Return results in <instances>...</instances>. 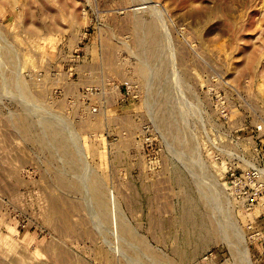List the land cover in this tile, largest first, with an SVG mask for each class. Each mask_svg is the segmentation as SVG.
Returning <instances> with one entry per match:
<instances>
[{"label": "rangeland", "instance_id": "obj_1", "mask_svg": "<svg viewBox=\"0 0 264 264\" xmlns=\"http://www.w3.org/2000/svg\"><path fill=\"white\" fill-rule=\"evenodd\" d=\"M0 52V264H264V0H0Z\"/></svg>", "mask_w": 264, "mask_h": 264}, {"label": "bare ground", "instance_id": "obj_2", "mask_svg": "<svg viewBox=\"0 0 264 264\" xmlns=\"http://www.w3.org/2000/svg\"><path fill=\"white\" fill-rule=\"evenodd\" d=\"M146 2H147V0H146ZM146 4H147V3H146ZM152 33H153V32H152ZM155 36H156V35H154V37H155ZM151 38H152V37H151ZM155 38H156V37H155ZM155 38H154V41H157ZM148 39H149V38H148ZM148 43H149V42H148ZM152 43H153V42H152ZM156 44H157V43H156ZM153 45H154V44H153ZM151 46H152V45H151ZM155 46H156V45H155ZM152 47H153V46H152ZM156 47H157V46H156ZM152 49L155 50V47L152 48ZM0 53H2V52H0ZM24 93H26V91H24ZM24 93H23V94H24ZM27 96H28V95H27ZM160 119H161V117H160ZM161 120H163V119H161ZM161 120H160V122L162 123L163 121H161ZM27 122H28V121H27ZM163 123H164V122H163ZM24 124H25V123H24ZM28 124H30V123H28ZM24 126H25V125H24ZM27 127H28V126H27ZM93 127H94V126H93ZM29 128H30V127H29ZM51 130H52V132L54 131V129H51ZM25 131H26V130H25ZM27 131H28V130H27ZM52 132H51V134H52V135L54 134L53 136H56L57 134H61V133H59L60 131H59L58 133H56L57 130H56V132L54 131L55 133H54V132L52 133ZM72 132H73V131H72ZM55 134H56V135H55ZM70 135H71V133H70ZM73 135H74V132H73V134H72V137H73ZM75 136H76V135H74V137H75ZM57 137H58V136L54 137L55 140H56ZM62 137H63V136L60 135L59 140L61 139V140L63 141ZM72 137H71V138H72ZM65 139H66V138H64V141H65V143H67L68 138H67V141H66ZM72 139H73V138H72ZM75 139H78V137L75 138ZM59 140H58V144L60 143ZM78 140H79V139H78ZM55 142H56V141H55ZM68 142H69V141H68ZM75 142H76V140H75ZM61 143H63V142H61ZM61 143H60V144H61ZM65 143H64V146L66 147ZM54 144H55V143H54ZM61 145L63 146V144H61ZM56 146H59V147H60V145H57V144H56ZM62 146H61V150H62V152H63V151H64L63 148H65V147L63 146V148H62ZM76 147H78V145H77ZM78 148H79V147H78ZM78 148H76L77 151H78ZM79 151H80V150H79ZM79 151H78V152H79ZM64 152H65V151H64ZM64 152H63V153H64ZM80 153L82 154V152H80ZM80 153H78V154H80ZM64 155H65V157H67L66 155H68V154L65 153ZM68 158H69V156H68ZM82 160H83V159H82ZM83 161H84V160H83ZM88 167H89V166H88ZM88 167H87V168H88ZM90 177H91V176H90ZM91 178H93V179H97V178H95V176H94V177L92 176ZM91 178H90V179H91ZM61 179H62V178H61ZM63 180H64V179H63ZM63 180H62V182H63ZM64 181H65V180H64ZM95 181L97 182V180H95ZM91 182H93V181H91ZM96 182H95V183H96ZM95 183H93V186H94ZM99 183H101V181L99 182V179H98L97 184H99ZM67 184H69V183L67 182ZM97 184H96V185H97ZM101 184H102V183H101ZM76 185H77V184H76ZM82 185L84 186V184H82ZM77 186L81 187V184H80V185H77ZM83 186H82V187H83ZM67 187H69V185H67ZM70 187H73V186H70ZM94 187H95V186H94ZM94 187H93V188H94ZM77 188H78V187H77ZM77 188H76V189H77ZM96 188H98V187H96ZM99 188H100V191H101V188H103V187L100 186ZM71 189L73 190V188H71ZM80 189H81V188H80ZM80 189H79V191H80ZM95 190H97V189H95ZM74 191H75V188H74ZM93 191H94V189H92V192H93ZM105 191H106V190H104V192H105ZM108 191H109V190H108ZM70 192H71V191H70ZM95 192H96V191H95ZM75 193H76V192H75ZM93 193H94V192H93ZM96 193H97V192H96ZM105 193H106V192H105ZM105 193H104V194H105ZM108 193H109V192H108ZM109 194H110V193H109ZM109 194H107V196H108ZM98 195H100V193H98ZM105 195H106V194H105ZM94 196H95V195H94ZM107 196H106V197H107ZM99 197H100V196H99ZM103 197H105V196H103ZM96 198H98V197H95V199H96ZM93 199H94V197H93ZM95 199H94V200H95ZM97 200H98V199H96V202H97ZM102 200H103V199H102ZM107 200H108V199H107ZM109 200H110V198H109ZM112 200H113V199H112ZM99 201H101V200H99ZM113 202H114V200H113ZM102 203H103V202H101L100 205H101ZM109 203H110V202H109ZM50 204H51V203H50ZM96 204H97V203H96ZM107 204H108V203H107ZM107 204H106V205H107ZM112 204H113V203H112ZM106 205H105V204H104V206L101 205V207H102V209L104 208V209L106 210V212H107L108 210L106 209V207H108V206H106ZM114 205H115V204H114ZM97 207H99V203H98V206H97ZM101 207H100V208H101ZM114 207H115V206H114ZM111 208H112V207H111ZM111 208H110V209H111ZM116 208H117V207H116ZM97 209H99V208H97ZM102 209H100V210H102ZM108 209H109V207H108ZM112 209H113V208H112ZM116 210H117V209H116ZM109 211L111 212V210H109ZM91 212H92V211H91ZM100 212H101V211H100ZM102 212H104V211H102ZM115 212H116V211H114L113 213H115ZM107 213H108V212H107ZM55 214H56V213H55ZM92 214H94V213H92ZM92 214H91V215H92ZM102 214H103V213H102ZM102 214H101V215H102ZM111 215H112V214H110V216H111ZM115 215H118V212L115 213L114 216H111V217L113 218V220H112L113 222H112V223H113L114 225L117 226V222H116V221H117V219H118V218H117L118 216H115ZM96 216H97V215H95V218H96ZM102 216H103V215H102ZM102 216H101V220L104 219ZM104 216H105V212H104ZM106 216H107V215H106ZM106 216H105V217H106ZM93 217H94V216H93ZM108 217H109V215L107 216V218H108ZM111 217H109V218H111ZM107 218H106V220L108 221L109 218H108V219H107ZM116 218H117V219H116ZM55 219H56V218H55ZM57 219H58V218H57ZM64 219H65V218H64ZM106 220H102V221L104 222V221H106ZM96 222H97V221H96ZM108 222H111V219H110V221H108ZM118 222H119V220H118ZM66 223H67V222H66ZM64 224H65V223H64ZM97 224H99V222H97ZM101 225H102V224H101ZM101 225H100V226H101ZM110 225H111V223H110ZM122 225H123V224H122ZM111 226H112V225H111ZM116 226H115V229H116ZM117 228H119V226H118ZM124 228H125V227H124ZM124 228H122L123 230H121V226H120V228H119L120 230H119V229H117V230H118L120 233H121L122 231H123L122 233H124L125 230H127L126 228H125V230H124ZM115 231H116V230H115ZM112 233H113V232H112ZM115 233H116V232H115ZM116 234H118V233H116ZM125 234H126V232H125ZM118 235H119V234H118ZM122 235L124 236V234H122ZM115 236H116V235H115ZM116 237H118V236H116ZM138 240H139V239H138ZM139 241H140V240H139ZM139 243H141V242H139ZM141 244H142V243H141ZM142 245H143V244H142ZM143 246H144V245H143ZM115 247H116V246H115ZM117 248H118V247H117ZM143 248L146 249L145 246H144ZM146 250H147V249H146ZM148 250H149V249H148ZM244 250H245V249H244ZM115 251H116V250H115ZM118 252H119V250H118ZM115 253H116V252H115ZM117 254H118V253H117ZM243 254H244V253H243ZM245 256H246V255H245Z\"/></svg>", "mask_w": 264, "mask_h": 264}]
</instances>
